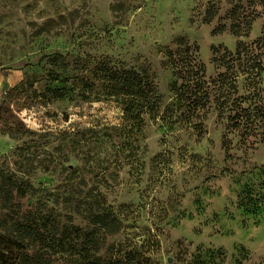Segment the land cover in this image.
Wrapping results in <instances>:
<instances>
[{
	"label": "rangeland",
	"instance_id": "374dc122",
	"mask_svg": "<svg viewBox=\"0 0 264 264\" xmlns=\"http://www.w3.org/2000/svg\"><path fill=\"white\" fill-rule=\"evenodd\" d=\"M263 35L264 0H0V264L33 252L13 223L38 209L101 240L79 264H264ZM240 42L256 59L227 69ZM169 52L203 71L207 106ZM123 71L150 75L157 108ZM227 71L238 108L222 112ZM242 108L263 114L250 136L231 126Z\"/></svg>",
	"mask_w": 264,
	"mask_h": 264
},
{
	"label": "trees",
	"instance_id": "16d2710c",
	"mask_svg": "<svg viewBox=\"0 0 264 264\" xmlns=\"http://www.w3.org/2000/svg\"><path fill=\"white\" fill-rule=\"evenodd\" d=\"M217 13L214 9L210 8L206 13V21H212L216 17ZM234 15V12H233ZM232 16V19H234ZM233 32L236 35H242L240 24L233 22L231 26ZM224 30V26L219 27V32ZM258 45L264 46V35L257 41ZM236 56L232 52H228L227 55L223 57L224 66L227 69H235L237 66V61L242 60V53L245 52L246 56L250 59L255 60L256 57L253 55L252 49H249L240 42L238 45ZM169 59L165 63L167 67H172L177 69L179 67H185L189 81H196L197 84L201 86L197 90L200 94L197 99L198 101H193L191 107L197 108L199 106H207L210 101V88L206 85L208 84L204 78L203 71L197 67L193 62L191 55L184 54L183 57L177 59L173 52H169ZM248 62L245 59V67L248 69L254 68L256 66H247ZM259 66L262 64H258ZM250 67V68H249ZM260 69L261 66H260ZM229 71L225 73H220L217 79H213L212 82L215 84L216 91L219 95L215 98L216 102L219 104L221 111L223 112L226 107L233 109L237 107L236 100L234 98V93L237 91V84L235 80V75L232 77L228 74ZM114 82L116 84L123 83L129 87H138L142 91L144 97V107L148 110H153L157 108V104L160 101V96L158 95L154 83L150 80L151 77L148 75L146 81L144 82L141 76L136 72L123 71L120 74L113 76ZM139 79V82H137ZM190 84V83H189ZM189 84L184 86V94L189 97L191 93V87ZM142 87V88H141ZM263 117L260 111L252 113L248 110L242 108V110H237L235 115L231 118V126L242 132L243 136H250L259 125L256 120ZM73 198H68L71 201ZM95 220V224L99 225L100 228H105L109 233L117 232L118 224L111 212L95 213L91 216ZM16 225L19 231L20 239L25 242L27 248L32 247L33 252H23L17 264H56L58 262L69 261L73 264H79L83 261V257L86 256L93 257L96 256L100 251L101 240L92 239L89 243V247H83L81 243V227L74 225L69 222H61L55 215H53L49 210L43 211L38 209L37 211H29L14 219L13 226ZM70 252V258L65 256V253ZM84 252V253H83ZM92 264V260L89 261Z\"/></svg>",
	"mask_w": 264,
	"mask_h": 264
}]
</instances>
